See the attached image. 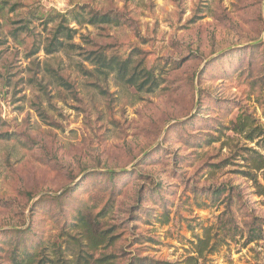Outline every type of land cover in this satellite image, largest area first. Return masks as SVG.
Masks as SVG:
<instances>
[{
	"label": "rangeland",
	"instance_id": "1",
	"mask_svg": "<svg viewBox=\"0 0 264 264\" xmlns=\"http://www.w3.org/2000/svg\"><path fill=\"white\" fill-rule=\"evenodd\" d=\"M102 15L112 24L74 20ZM64 21L74 49L46 56ZM98 56L130 74L99 72ZM252 129L264 135V0H0V264L17 239L65 263L264 264ZM78 212L107 244L79 237Z\"/></svg>",
	"mask_w": 264,
	"mask_h": 264
},
{
	"label": "trees",
	"instance_id": "2",
	"mask_svg": "<svg viewBox=\"0 0 264 264\" xmlns=\"http://www.w3.org/2000/svg\"><path fill=\"white\" fill-rule=\"evenodd\" d=\"M63 18V16H61ZM78 22L79 25L81 24H87V25H109L112 24L114 21L109 15H102V16H91L89 20L84 22H80L77 18L74 19ZM66 23V21H64ZM76 34V32L72 29H69L66 23V26L59 24L56 27V30L52 35H50V38H46V43L42 47V51L45 53L46 56H52L54 54L59 53L61 50H64L66 48L74 49V45L71 43L73 40V36ZM37 52H39V49H36L34 51L35 55ZM86 61H89L90 59H85ZM93 66L99 70V72L105 73V74H116L117 76H120L122 79H125L130 73H128L130 68V62L129 59H126L124 61H117L116 59H110L106 61L104 57L98 56L95 57L93 60L90 61ZM127 79L126 82L128 84L134 85V86H144L142 83L138 84L139 78L136 77L134 73H131ZM145 76L146 84L149 82L150 75L147 73ZM153 89H156L157 86L152 83ZM139 91L141 90V87L138 88ZM248 125V124H247ZM247 125H245V122H241L240 124L237 123L236 126L232 129L233 132L242 134L245 132ZM249 134H252L251 137H249V141H254L256 139L263 140V149H264V135L261 132L256 133L254 129L250 131ZM262 138V139H261ZM255 155L250 156L248 161L252 165V170L256 173H261V176L264 181V156L259 153H254ZM250 174V173H248ZM118 173L115 172H109L107 174L108 179L113 180L115 176H117ZM247 177L251 178L253 183L256 187V192L259 197H264V182L263 184H259L257 181V175H248ZM217 194V192L213 191V194ZM102 209L100 212H103ZM100 214V213H99ZM160 224L165 225L167 223V220L160 221ZM73 229L77 230V234H79V237L87 242L89 244L90 249H94L100 245L107 244L110 239H108V233L105 231L101 232L96 230V224L95 219L93 218V215L91 213H80L78 212L77 216L74 219V223L71 224ZM17 233V232H15ZM18 234V233H17ZM21 234V233H19ZM20 240V239H19ZM260 240V236L253 232L249 235L247 238L248 243H252L255 241ZM22 241L15 240L12 244L16 249L14 251L13 257L11 259L12 264H89V261L87 258L83 257H77L74 263L68 262L65 263L64 261L61 262L58 257H56V251L52 254V257L49 254H45L44 250H47V246H43L40 244V250L37 252H27L25 250H22L18 247V244H20ZM201 242V241H199ZM203 245H198L197 254H201L203 248ZM40 251L42 253H40ZM39 253V254H38ZM41 254V255H40ZM48 259H47V257ZM89 256V255H88ZM46 257V258H45ZM90 258V257H89ZM104 262H107V259H103ZM102 262V261H101ZM161 264V263H160ZM166 264V263H162Z\"/></svg>",
	"mask_w": 264,
	"mask_h": 264
}]
</instances>
